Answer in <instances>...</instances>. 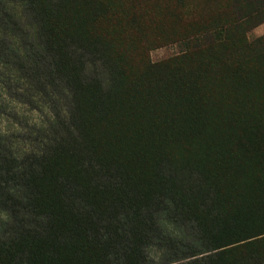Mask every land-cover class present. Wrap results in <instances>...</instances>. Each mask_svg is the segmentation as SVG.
Returning <instances> with one entry per match:
<instances>
[{"label":"trees","instance_id":"obj_1","mask_svg":"<svg viewBox=\"0 0 264 264\" xmlns=\"http://www.w3.org/2000/svg\"><path fill=\"white\" fill-rule=\"evenodd\" d=\"M160 2L0 0V64L53 103L36 147L0 137V264H264V0ZM163 20L186 45L175 66L140 36ZM212 69L256 95L236 191L181 153L216 125Z\"/></svg>","mask_w":264,"mask_h":264},{"label":"rangeland","instance_id":"obj_2","mask_svg":"<svg viewBox=\"0 0 264 264\" xmlns=\"http://www.w3.org/2000/svg\"><path fill=\"white\" fill-rule=\"evenodd\" d=\"M144 1L149 2V0ZM163 2H166V0H161L160 3L163 4ZM148 17L149 15L144 19H148ZM164 18L162 17V19ZM193 21L187 24V34L195 29L196 23L193 24ZM163 23L159 27L162 30L156 29V26L152 23L147 24L140 36L142 39H148V42H151V46L154 47L147 54L152 63H171L170 60L180 58L174 60L175 62L172 61V65L175 66L178 62L185 61L187 56L184 57L182 53L185 52L186 45L183 42L167 43L169 41H162L165 33L169 34L171 31L176 33V30H178L177 24L174 25L172 22L170 24L168 21ZM257 33L259 31H256ZM249 36L250 38L255 37L253 33H250ZM191 42H194V40H188L187 44ZM209 49L208 46L206 51ZM232 74L233 72L227 70L212 69L205 71V94L209 105L207 113L211 115H209V118L214 120L216 125L213 121L210 122V128L214 130L210 131L203 140L205 148L194 142L188 146L189 150L186 149L187 145L184 147L186 157L183 153L184 148H182L181 153L184 158L189 161L193 160L194 163H198L203 159V163L209 169H212L209 171L207 168L213 179L224 180L229 184H233L234 180L236 182L235 186L230 185L232 190L236 191L242 182L241 171L244 169L245 162H248L246 160L251 159V161L256 162L254 160L255 156L251 152L249 155H245L239 150L240 147L244 148L248 145L247 141L242 143L245 137L243 132H245L246 121L241 122L238 120V123H236L239 104L242 98L251 100L253 103L257 101L253 99V97H256V95H253V88L249 90L250 87L243 84V82H225L228 79L236 80V77ZM257 94L264 98L260 91ZM52 104L46 97L32 94V88L30 89L27 82L19 80L16 71L10 64L4 62H2V65L0 64V137L7 140L8 146L14 151H27L37 146L38 141L36 139L39 138V125L50 118ZM204 149H207L206 153L209 152V155H202ZM215 149L220 150L216 155L212 153Z\"/></svg>","mask_w":264,"mask_h":264},{"label":"crops","instance_id":"obj_3","mask_svg":"<svg viewBox=\"0 0 264 264\" xmlns=\"http://www.w3.org/2000/svg\"><path fill=\"white\" fill-rule=\"evenodd\" d=\"M256 31H259V33L256 34ZM251 33H253V35L255 36L254 38L264 35V23L254 28Z\"/></svg>","mask_w":264,"mask_h":264}]
</instances>
